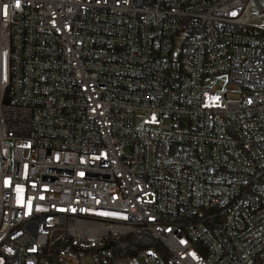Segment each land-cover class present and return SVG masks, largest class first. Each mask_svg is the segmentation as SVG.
Segmentation results:
<instances>
[{"label": "built area", "instance_id": "1", "mask_svg": "<svg viewBox=\"0 0 264 264\" xmlns=\"http://www.w3.org/2000/svg\"><path fill=\"white\" fill-rule=\"evenodd\" d=\"M0 264H264V0H0Z\"/></svg>", "mask_w": 264, "mask_h": 264}, {"label": "trees", "instance_id": "2", "mask_svg": "<svg viewBox=\"0 0 264 264\" xmlns=\"http://www.w3.org/2000/svg\"><path fill=\"white\" fill-rule=\"evenodd\" d=\"M113 243L112 246L120 255L132 254L148 245L158 246V242L154 238L142 233L122 236Z\"/></svg>", "mask_w": 264, "mask_h": 264}, {"label": "snow or ice", "instance_id": "3", "mask_svg": "<svg viewBox=\"0 0 264 264\" xmlns=\"http://www.w3.org/2000/svg\"><path fill=\"white\" fill-rule=\"evenodd\" d=\"M17 6H19V5H18V2H17Z\"/></svg>", "mask_w": 264, "mask_h": 264}]
</instances>
